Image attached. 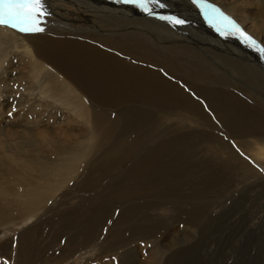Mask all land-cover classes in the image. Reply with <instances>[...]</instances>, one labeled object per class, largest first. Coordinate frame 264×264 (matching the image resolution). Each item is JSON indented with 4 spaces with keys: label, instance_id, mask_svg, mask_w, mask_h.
<instances>
[{
    "label": "rangeland",
    "instance_id": "374dc122",
    "mask_svg": "<svg viewBox=\"0 0 264 264\" xmlns=\"http://www.w3.org/2000/svg\"><path fill=\"white\" fill-rule=\"evenodd\" d=\"M106 1L115 4L112 8L125 18L127 17V19L134 20L136 18L138 21L145 22L144 24L149 22L147 28L151 25L153 28H157L158 25L164 27L172 32L171 35L174 36L171 37L172 40L174 39L188 47H193L195 44L192 36L196 38H198V35L203 36L199 28L203 27L201 23H206L205 25L211 27L212 46L223 50L227 48V51L231 54L233 51L238 56V61L243 62L242 60H244L247 64L253 65L252 67H256L255 71L264 81V42L246 26L247 24L242 21L239 22L240 19L237 18V15L228 8L223 7L219 2L214 0ZM239 4L241 6L246 4V7H243L245 9L254 7L251 0H244L242 3L238 1L232 5L233 9L243 11ZM86 7L91 8L93 6L87 4L85 7L80 8L69 0H0V19L7 18L16 21L31 17L36 19L30 18L35 25H44L37 32H34L42 34H51L48 33L49 29L50 31L54 29L60 31V29L70 30L73 28L77 34L72 36L78 39L81 37L82 41H87L89 35L91 37L96 36V33L97 35L104 33V35L117 36L125 30L126 32L135 30L140 32L142 30L140 34H148L147 36L150 39H156L152 31H147L140 26L136 28L138 25L113 29L110 25L101 27L95 15H101L104 11L101 9L97 11L93 9L86 10ZM210 10L221 12V14L208 12ZM75 15L79 17L76 18ZM81 15L83 16L81 17ZM151 20L155 21L156 24ZM177 25L183 26L182 29L187 27V30L191 32L182 29L174 31L173 27L178 28ZM51 26L54 29L50 28ZM104 31L108 32L105 33ZM57 35H59V32ZM160 42L163 43V41ZM92 44L99 46L96 43ZM8 52V50L0 51V186H3L0 187V215L3 216L0 225V264H14L17 248L22 242V236L27 232L26 230L35 225H37L40 235H43L37 240L42 241V238L54 239L56 245H51L49 249L44 251L43 247L33 244V264H264V158L259 159L260 163H258L243 151L246 154L244 155L243 149L234 144V141L229 138L230 132L225 131L223 126H218L219 121H217L213 112L208 109L209 107L203 97L195 94L180 79L177 80L170 76L164 69L151 66L155 71L159 68L158 72L161 75L164 74L163 77L171 82L175 81L174 83L178 87L180 85L181 89H185H182L183 92L186 91L185 94L188 93L187 95H190L191 99L193 98L200 106H203L201 107L203 113L209 121L214 123L215 136L236 152V155L247 166L253 167V170L260 173L262 177L254 173L256 175L250 180L248 177H243L245 174L237 176L226 174L231 180L232 185L230 188L228 186L230 180L226 178L213 176L208 179L209 181L202 180L201 176H205L203 173L211 176L213 173L220 172V168L215 166L214 163L212 164L211 159L208 160V149L198 142H193V134L196 132L190 131L187 127L188 122H182L180 125L175 124V126L177 125L175 128L174 124L170 125L166 120L162 104L158 103L156 106L151 102L148 103L146 99H143L146 94H137L127 102L126 100L117 102L108 98L101 101L95 96H92V101L80 97L88 117L94 112L98 115L99 113L104 114L113 129L97 149L85 152L83 143L86 141L88 131L87 128H84L81 118L64 104L63 97L69 94H60V97L49 98L48 94L37 92V86L32 84L33 79L28 72L30 61L22 57L18 51L10 54ZM202 54L205 56L208 53ZM232 58L235 57L232 56ZM9 61H13L10 63L14 67ZM126 62L134 61L126 59ZM213 66L220 69V71L222 70L224 74L226 73L225 75L228 77H226V81L221 82L214 79L206 82L197 81L199 85L231 90L239 98L242 97L241 99L246 100L248 97L250 100V94L252 93H248L252 92L251 82L243 78L248 81V84L241 80L242 77L236 78L231 74L228 75L227 70L225 71L222 66H219V68L218 65ZM232 83L235 85L232 86ZM258 86L262 92L257 89L256 93H253L258 95L256 98L261 101L264 100V89L262 90L259 84ZM209 95H211L210 98L214 99L212 93H209ZM215 101L217 103V100ZM262 108L264 109L263 106ZM119 114L122 115L118 116ZM88 122H90V119H88ZM199 127L200 131H197L196 136L203 137L205 134L207 137L210 129L203 130L202 125ZM221 127L222 130L224 129L223 131ZM124 134L125 136H123ZM154 134L155 138H153ZM184 135L186 136L185 148L177 149L176 140L180 136L184 137ZM170 139L174 142L172 147L174 150L164 147L165 142ZM122 140L123 144L121 143L122 147H120L119 142H122ZM79 141L82 143L81 146L78 145ZM140 141L143 143L140 144ZM189 143L193 144L190 145ZM113 144H115L114 146L117 147L116 150L118 151L115 150ZM116 144L119 146H116ZM202 144H205V142H202ZM194 145L196 146L194 147ZM189 146L190 148H188ZM200 146L201 148H198ZM255 146L253 145L252 149ZM121 149L123 151H120ZM128 149L129 151L126 152ZM14 150L28 154L38 163L52 162V165H56V167L62 165V161L67 163L69 157L66 156L68 155L66 153L68 151H74L76 154L74 155L77 157L79 151L83 152L81 154L83 155L81 158L83 164L78 159L79 172H77L75 178L73 177V180L68 181L55 193L53 199L49 200L50 203L45 205L46 209L43 207L45 210L39 214L40 218L24 222L19 216H16L11 219V222L5 223L6 213L4 208L11 206L13 210H18L16 207H12L14 206L13 200H15L18 187L14 183H6L10 177L7 172L20 171V167L13 168V165L8 163L12 156L10 151ZM170 150L173 151L169 152ZM156 151L159 153L157 154ZM198 151H202L199 156H197ZM239 152L240 154H237ZM125 153L127 156L123 155ZM189 153L195 155L190 156ZM254 153L257 157H262L259 151ZM101 155H104V157ZM113 155H115L114 158H112ZM115 161H119L118 164ZM135 163H142V165L138 164L136 166ZM88 168L89 170H87ZM225 168H228L227 161L223 163L222 170H226ZM119 172L124 173L122 177ZM185 173L189 174V178L184 177ZM149 174L151 175L149 176ZM130 177H134L135 180ZM50 178H52V174ZM138 179L142 180L139 181ZM125 180H128L129 183ZM199 182L204 183L205 186L195 187ZM152 183L153 185H151ZM71 185L75 188L68 191ZM72 197H75L74 200ZM83 208L84 210H82ZM74 211L79 213L77 216L80 217L77 219L70 215ZM61 223L67 225L60 230L57 227L51 229L50 232L46 230L50 226H59ZM86 223L91 230V235L87 241L81 231L85 230L82 227ZM115 233L117 239L116 237L113 238ZM18 237H20L19 240ZM30 238L29 240H35L33 236ZM74 238L76 242L68 248L69 250L75 249V245H78V247L86 243H89V245L86 244L85 249L78 248L75 252L67 253L63 260L59 258L55 260L54 257H58L66 248L67 242L74 240Z\"/></svg>",
    "mask_w": 264,
    "mask_h": 264
},
{
    "label": "bare ground",
    "instance_id": "6f19581e",
    "mask_svg": "<svg viewBox=\"0 0 264 264\" xmlns=\"http://www.w3.org/2000/svg\"><path fill=\"white\" fill-rule=\"evenodd\" d=\"M69 1L77 4V6L80 8L85 7L87 4H91L93 6L91 8L86 7L85 8L86 10H88V9H93L94 11H97L99 9L103 10L104 11L103 14L95 15V17L97 18V20L101 24V27H103V25H110V27L113 29V28H120V27L124 28V27H128L131 25H135V26L138 25V27H136V28H139V26H140L141 28H144L147 31L150 30L153 32V35L156 38V39H150L147 36L148 34L147 35L140 34L142 30L140 32H138L136 30L126 32V30H125V32H122L117 36H111L110 34L104 35V33L97 35V33H96V36L91 37L89 35L88 36L89 39L87 41H82L81 37L79 38L80 39L79 40L78 38H74L72 36V35L77 34V32L73 30V28H71L70 30H66L64 27L65 30L60 29V31H59V30H55L51 26L50 28H52L54 30L50 31V29L47 28V26H46V28L49 29L48 33H51V34H46V33L42 34V33H34V32H37L40 29V27H42L44 25H35V23H33L31 21V19H33L31 17H30L31 19L27 18V19L16 20V21H13V20L7 19V18L0 19V37H2V38H0V51L4 52V50H8L9 54L14 52V51H18V52H20V55L22 57H25L27 60L30 61V67L28 69V72H29V74H31V77L33 79L32 84L34 86H37V88H36L37 92H39L40 94H48L49 98L50 97H52V98L53 97H60L61 96L60 94H69L68 96L65 95L63 97L64 104H66V106L68 108H70L75 115H77L78 117L81 118L83 125H84V128H87V131H88L86 141L83 143L85 152L87 150L97 149V147L104 142V140L107 138V136L111 134L113 129H112L111 124L108 123V120L106 119L107 117L104 114L99 113V115H98L94 112L91 114L90 117H88V115L86 114V111L84 110V105H83L80 97H82L83 99L86 98L87 100L88 99L92 100V96H95L101 101H103V99L108 98L111 100H116L117 102H121V101H125V100L127 102L128 100H132L131 98L135 97V95H137V94H139V95L140 94H146L145 98H143V99H146L148 101V103L151 102L152 104H154L156 106L158 103L162 104V106L165 110L164 112H165V115L167 118L166 120L168 121V123L170 125L174 124V128H175L177 126V125L175 126V124L180 125L182 122H188L189 124H187V127L190 129V131L193 133L196 132L195 134H193V137H194V139H192L193 142H198L200 145L205 146L208 149L207 152L209 154H208V157H207V155H206V157L208 158V160H210V159L212 160V164L214 163L215 166L220 168L219 169L220 172L213 173L211 176L209 174L203 173V175H205V176H201L202 180H208V179H210V177H213V176L216 178L220 177V178H226V179L230 180L229 176H237V175H241V174H245L243 177H248L250 180L253 179V176H255L256 174L262 177V175L260 173H257L256 171L253 170V167H250V165L247 166L244 163V161L241 158H239L238 155H236V152L231 150V148H229L227 145L222 143V141H220V139L217 136H215V132H214L215 127L213 125L214 123L209 121L207 116L203 113L202 108H201L203 106H200L199 103H197L196 101L193 100V98L191 99L189 97L190 95H187L188 93L185 94L186 91L183 92V90H185V89L182 88L183 89L182 90L180 88L181 87L180 85L178 87L177 84L174 83L175 81L171 82V81L167 80L165 77H163L164 74L161 75L158 72L159 68L164 69V71L166 73H168L170 76L176 78L177 80L180 79L185 85H187L188 88L192 89L195 92V94H198L199 96L203 97L207 103V106L209 107L208 109L213 112L215 118L221 124V125L219 124L218 126H223L225 131L230 132L229 138H231L234 141V144L239 145L241 147V149H243L242 152L244 151L245 153H247L249 155L248 157H252V159H255L258 163H260L259 159L264 158V109L262 108V106L264 107V100H261L262 101L261 102L259 99L256 98V96H258V95L254 94L253 92L256 93L257 89H259L258 91L262 92L261 89L259 88L258 84L260 85V87L263 90L264 89V81L259 76L257 71H255L256 67L255 68L252 67L253 65L251 66L250 64H247L246 62H244V60H242L243 62H241L240 60L238 61V56L233 51L231 54L229 51H227L228 50L227 48L225 50H223V49L218 48V47L216 48V46H212V39L210 38L211 27L205 25L206 23L205 24L201 23L203 25V27L199 28V31H200V33L203 34V36L198 35L199 39L192 36L194 38L193 40H194L195 44L193 47H188V46H184V45L180 44L179 42H177L174 39L172 40L171 37H174L173 35H171L172 32L169 30H166L164 27L159 26L158 23H157V25H158L157 28H153L152 25L149 28H147L146 26H148L149 22H148V24H144L145 22L138 21L136 18L134 20H132L131 18L127 19V17L125 18L120 13H118L114 8H112L115 4L107 2L106 0H69ZM214 1L219 2L223 7L228 8L231 12H233L235 15H237V18L240 19L239 22L242 21L244 24H247L246 26H248L249 29L252 30L264 42V0H251L253 2V5H254V7H252V9L251 8H246V9L243 8V7H246V4L248 3V1L246 4H243L242 6L239 4L241 6V7L240 6L239 7L243 8V11L234 10L232 5L236 4L238 1H240L242 3V1H244V0H214ZM250 5H252V4H250ZM75 16H76V18L79 17L78 15H75ZM82 16L83 15H81V17ZM95 17H94V19H95ZM66 19L69 20L68 18H66ZM33 20H36V19H33ZM80 20H82V18H80ZM151 22H154L156 24V22L153 20H151ZM36 24H38V23H36ZM52 24H53V22H52ZM173 28H174V31H176V30H181L183 28V26L180 25V26H178V28H176V27H173ZM106 30H107V28H106ZM146 30H144V31L147 32ZM182 30H184L186 32H191V31L187 30V27H186V29H182ZM58 32H59V35H57ZM104 32L106 33L108 31H104ZM84 38H86V37H84ZM83 40H86V39H83ZM160 41H163V43H161ZM92 43H96L99 46L93 45ZM226 45H228V44L226 43ZM202 53H208V54L204 56ZM232 56H234L235 58H232ZM126 59L127 60L129 59L130 61L133 60L134 62H128L127 63ZM10 62H13V61H9V63ZM10 64H12V63H10ZM213 65H218V68H219V66L220 67L222 66L223 68H225V71L227 70L226 72L228 73V75L231 74L236 78L242 77L241 80H243L244 82H247V83H248V81L251 82L250 85H251L252 92L248 93V94L252 93V94H250V100L248 99V97L246 100L241 99L242 97L239 98L237 95H235L236 93H233L231 90H223L222 88H219V87L199 85L197 83V81L198 82H204V81L206 82L207 80H210V79H214L216 81H221V82L226 81V77H227L225 75L226 73L224 74L222 70H221L222 71L221 72L220 69H216ZM151 66L153 68H155V67H159V68L155 71L152 69ZM13 67H14V65H13ZM150 67H151V69H150ZM243 78H246L248 81L247 80L245 81ZM228 80L230 81L231 78ZM176 82H178V81H176ZM231 85L234 86L235 84L232 83ZM237 86H239V85H237ZM246 87H247V85H246ZM247 91H249V90H247ZM260 92H258V93L260 94ZM209 93H212L214 99L210 98L211 95H209ZM94 100H96V99H94ZM215 100H217V103ZM248 100H249V103L247 104ZM135 101H136V99H135ZM137 102H138V100H137ZM204 106H205V104H204ZM163 108H162V110H163ZM127 110H128V108H127ZM155 112H159V111H155ZM122 114H123V112H122ZM122 114H119L118 116H120ZM152 116H153V114H152ZM80 118H77V119H80ZM109 118H111V117H109ZM156 118H158V117H156ZM88 119H90V122H88ZM115 119H116V117H115ZM123 120H124V117H123ZM115 122H117V121H115ZM125 123H127V122H125ZM116 124H118V123H116ZM148 124H149V122H148ZM163 124H164V122H163ZM179 125H178V127H180ZM200 125L203 126V130H206V129L209 130L210 129L209 135L207 137L205 134L203 137L196 136L197 131L198 130L200 131V127H199ZM218 128H220V127H218ZM218 130H220V129H218ZM221 130H222V127H221ZM135 131H137V130H135ZM123 132H126V131H123ZM176 132H179V131H176ZM152 133H153V131H152ZM118 135H121V134H118ZM174 135H176V134H174ZM123 136H125V134ZM137 136H139V135H137ZM117 137H119V136H117ZM185 137L186 136L184 135V137L180 136L177 138V140H176V144H177L176 148L177 149H182L183 147L185 148V144H186V138ZM153 138H155V134L153 135ZM76 140H80V139H76ZM124 142H125V140H124ZM160 142H162V141H160ZM188 142H189V140H188ZM202 142H205V144H202ZM121 143L123 144V140H122V142L121 141L119 142L120 147H122ZM141 143H143V142L140 141V144ZM144 143H145V141H144ZM192 144L193 143H191L190 145H192ZM67 145H68V143H67ZM78 145L81 146L82 143L79 141ZM114 145L115 144H113V146ZM132 145L134 146V144H132ZM173 145H174V142H173V140L170 139V140H167L165 142L164 147H166L167 149H171L173 147ZM253 145L254 146L256 145V146L253 147V149H252ZM116 146H119V145L116 144ZM195 146L196 145H194V147ZM73 148H74V146H73ZM73 148H70V149L72 150ZM114 148H115V146H114ZM114 148H112V149H114ZM116 148H115V150H116ZM159 148H161V147H159ZM188 148H190V146ZM198 148H201V146ZM163 149H161V150H163ZM71 150L66 153V154H68L66 156L69 157V159L67 160V163H64V161L61 160L63 162V164L60 166H57V167H56V165L53 166L52 162H48V161L38 163L26 153H20V152H17V150L10 151L12 153V156L10 157V159L8 158L10 161L8 163H11L13 165V168H19L20 167L19 168L20 171H9V172H7V173H9L10 177L8 178L6 183H8V184L14 183L18 187L16 195H15V200H13L14 206H12L13 208L16 207L18 210H13L11 208V206L7 207L6 209L4 208V212L6 213L5 223L11 222V219L16 217V216H19V218L22 219L24 222H29L33 219L36 220V219L40 218L39 214L41 213V211L46 209L45 205L50 203V201L53 199L55 193H57V191L59 189H61L62 186L65 185L68 181H71V179L73 180V177L75 178V175L77 174V172H79L80 165L78 164V159L81 162V158L83 156L81 154H83V152L78 151L77 153H79V154H77L78 155V157H77V156H75L76 155L75 152L74 151L71 152ZM80 150H81V147H80ZM173 150H170L169 152H172ZM110 151H111V149H110ZM116 151H118V150H116ZM120 151H123V150L121 149ZM128 151H129V149L126 150V152H128ZM133 151H134V149H133ZM255 151H259V153L262 157H257L254 153ZM201 152L202 151H198L197 156H199L201 154ZM244 152H243V154L246 155ZM132 153H130V154H132ZM156 153H157V151H156ZM106 154H108V153H106ZM237 154H240V152ZM115 155H113L112 158H114ZM123 155H126V153ZM189 155L193 156L195 154L189 153ZM244 155H243V157H244ZM101 156L104 157V155H101ZM107 156H109V155H107ZM119 156H121V155L119 154ZM128 156H130V155H128ZM100 159H101V157H100ZM121 160H119V161H121ZM147 160H149V159H147ZM226 161H227L228 168H225L226 170H222L223 163ZM115 162H117V161H115ZM118 162H117V164H118ZM106 163H108V162L106 161ZM138 164L142 165V163H137L136 166ZM205 164H206V162H205ZM94 165H95V163H94ZM115 167H117V166H115ZM136 168H139V167H136ZM87 170H89V168ZM102 170L104 171V169H102ZM134 170H135V168H134ZM116 172H118V171H116ZM183 172H182V174H184ZM7 173H4V174H7ZM121 173H120V176L122 177V175L124 173L123 174H121ZM254 173H256V174H254ZM51 174H52V178H50ZM137 174H136V176H138ZM226 174L229 176H227ZM130 175L132 176V173ZM150 175L151 174H149V176ZM263 175H264V173H263ZM134 177H130V178L134 179ZM184 177L189 178V174L187 175V173H185ZM256 179H258V178H256ZM138 180L140 181L142 179H138ZM126 181L128 182V180H125V182ZM139 181H135V182L137 183ZM163 181H165V180H163ZM239 181H240V179H239ZM188 182H190V181H188ZM196 183H195V185H196ZM199 183L196 186L195 185L194 186L195 187L205 186L204 183H201V182H199ZM2 184H4V183H2ZM130 184L132 185L131 181H130ZM257 184H258V182H257ZM78 185H79V183H78ZM80 185H81V183H80ZM151 185H153V183ZM192 185H193V183H192ZM231 185L232 184H231V180H230V182L228 183L229 188ZM244 185L246 186V184H244ZM250 185H252V184H250ZM133 186H134V184H133ZM0 187H3V186H0ZM234 187H233V189H234ZM73 188H75V187H73L71 185V187L69 188L68 191H70ZM160 189H161V187H160ZM12 190H14V189H12ZM79 190H81V189H79ZM135 190H136V188H135ZM161 190H160V192H161ZM10 193H12V192H10ZM94 193H95V191H94ZM133 193H135V192H133ZM83 195H84V193H83ZM87 196H88V194H87ZM11 197H13V196H11ZM74 198L72 197L73 200H74ZM73 200H72V202H74ZM121 202H123V201H121ZM43 207L45 209H43ZM67 210H66V212H67ZM82 210H84V208ZM77 212L78 211H74L70 215L73 216L75 219H77L78 217H80V216H77L79 214ZM1 217H3V216L0 215V225H1V222L3 221ZM64 218H67V217H64ZM34 224H36V223L34 222ZM34 224H32V225H34ZM66 225L67 224L61 223L59 226L48 225L50 227L48 229L46 227L45 228H46V230H48V232H50L51 229H54V228L56 229V227H57V229L60 230L63 227H65ZM82 228L85 229V230H81L82 235H83V237L86 238V241H87V239H89L88 237L91 235V230L89 229V226L87 223L85 225H83ZM26 231L27 232L22 236V242H20V244L17 248L14 264H33L34 263V261H33L34 246H33V244L43 247L44 251L46 249H49L51 245H56L54 239L42 238V241L37 240L38 238L43 237V235H40V233H39L40 231H39L37 225L30 227ZM38 233H39V236L37 235ZM178 234H179V232H178ZM115 235H116V233L114 234V236L112 235L113 238L116 237ZM31 236H33L35 238L34 241L29 240V238ZM19 238L20 237H18V240H19ZM117 238L118 237H116V239ZM11 241H12V239H11ZM75 242H76L75 238H74V240H69L66 244V248L60 253V255H58V257L55 256L54 259L56 260L57 258H59L60 260H63L64 257L67 255V253L70 254L72 252H75L78 248H82V249L84 248L85 249L87 247L86 246L87 243H86L80 247H78V245H75L76 246L75 249L69 250L68 248L70 246H72ZM87 245H89V243Z\"/></svg>",
    "mask_w": 264,
    "mask_h": 264
}]
</instances>
